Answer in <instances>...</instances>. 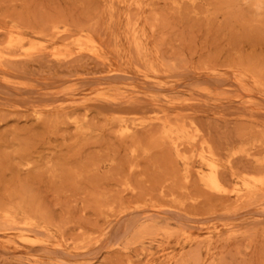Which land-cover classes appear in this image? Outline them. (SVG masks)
Masks as SVG:
<instances>
[{
  "label": "rangeland",
  "instance_id": "1",
  "mask_svg": "<svg viewBox=\"0 0 264 264\" xmlns=\"http://www.w3.org/2000/svg\"><path fill=\"white\" fill-rule=\"evenodd\" d=\"M0 264H264V0H0Z\"/></svg>",
  "mask_w": 264,
  "mask_h": 264
}]
</instances>
